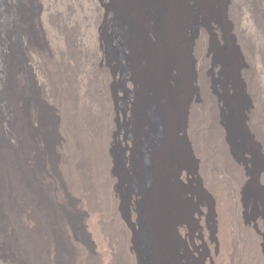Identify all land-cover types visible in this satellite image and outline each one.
<instances>
[{
    "label": "bare ground",
    "instance_id": "6f19581e",
    "mask_svg": "<svg viewBox=\"0 0 264 264\" xmlns=\"http://www.w3.org/2000/svg\"><path fill=\"white\" fill-rule=\"evenodd\" d=\"M0 33V264H264V0H0Z\"/></svg>",
    "mask_w": 264,
    "mask_h": 264
},
{
    "label": "rangeland",
    "instance_id": "374dc122",
    "mask_svg": "<svg viewBox=\"0 0 264 264\" xmlns=\"http://www.w3.org/2000/svg\"><path fill=\"white\" fill-rule=\"evenodd\" d=\"M118 29L113 28V30L107 32V36H109V38H111L114 34L117 35ZM3 35H1L0 33V37H2ZM106 53L108 55V58L112 61L117 59L120 56V52L119 49L112 45V44H108L107 49H106ZM126 68H122V72L126 73ZM219 82H221V77H215L214 79V85L218 86ZM112 88L114 90L115 93V97H116V107L118 109H122L120 113H118L117 116V128H116V136L119 138L120 134L125 136V139L127 138H132L134 145L136 146V149L141 152V154L144 153L145 151V140L142 136H139L138 134H136L134 127H133V122H132V118L127 114V109L128 106V102L130 99V95H129V88L127 87V84L125 83V81L123 80H118L116 82L113 83ZM122 92H126L125 95L122 94ZM129 96V97H128ZM125 106V107H124ZM123 111V112H122ZM151 121H153L154 119L150 116L149 118ZM116 137V142L114 144H112V146L110 147V153L112 155L113 159H116L114 161H116L115 163L117 165H119V162L121 161L122 157H124L125 154V150H124V146H122V141H120L118 138ZM144 140V141H143ZM127 143V141H126ZM236 148H238L241 145V142L236 140L235 143ZM252 163L249 162L247 163L248 168H251ZM185 185H187L185 183ZM124 191H131V189H134V183H132V181L128 178H125L124 181ZM131 187V188H130ZM254 193L253 188L251 187H247L246 189V195L249 197ZM139 208L141 209L142 206L141 204L139 205ZM261 234L264 238V227L260 229ZM142 235V233L140 231L137 232V239L139 242V247L140 250L142 252V255L144 257V260H146V246H145V239ZM195 244V243H194ZM196 245V244H195ZM196 247L198 248V246L196 245ZM189 262L190 264H197V262L201 259V254H202V250H200V248H198L197 250H191L189 249Z\"/></svg>",
    "mask_w": 264,
    "mask_h": 264
}]
</instances>
